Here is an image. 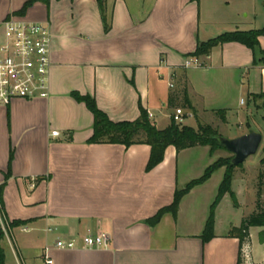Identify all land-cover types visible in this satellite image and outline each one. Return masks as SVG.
I'll return each instance as SVG.
<instances>
[{
	"label": "crops",
	"instance_id": "1",
	"mask_svg": "<svg viewBox=\"0 0 264 264\" xmlns=\"http://www.w3.org/2000/svg\"><path fill=\"white\" fill-rule=\"evenodd\" d=\"M29 1L0 0V45L10 19L47 24L51 95L0 105L5 264H46L47 245L90 233L104 235L105 245L54 248L53 264H237L239 239L229 233L248 214L236 211L242 203L233 184L239 205L226 194L215 211V237H201L224 166L182 198L176 216L165 212L156 224L148 222L218 153L209 145L181 151L170 145L148 171L149 144L89 141L95 116L79 97H93L114 122L135 121L145 109L163 129L183 107L184 119L196 123L185 125L194 128L199 122L236 124L241 131L232 137L259 129L254 116L264 107L252 95L264 92V64L255 63L263 57L264 36L255 50L226 42L200 56L202 66L185 67L200 42L264 27V12L255 8L259 0H103L105 15L99 0H34L24 9ZM185 93L193 108L182 105ZM171 95L176 107H169ZM239 186L247 188L246 182ZM255 209L256 203L250 213ZM261 230L251 228L243 247L250 259L243 264H264V256L254 255L255 234L264 242Z\"/></svg>",
	"mask_w": 264,
	"mask_h": 264
},
{
	"label": "trees",
	"instance_id": "2",
	"mask_svg": "<svg viewBox=\"0 0 264 264\" xmlns=\"http://www.w3.org/2000/svg\"><path fill=\"white\" fill-rule=\"evenodd\" d=\"M33 1L34 0L27 2L24 9H26ZM99 2L104 14L105 8L103 0H99ZM260 36H264V27L245 31L237 30L225 32L217 37L209 39L208 41L200 42L196 52L192 56H207L215 46L235 41L243 43L255 50L260 44ZM262 54L263 57L259 60H255V63L261 62L264 64V52H262ZM252 96L256 100L262 99L261 106L264 107V92L253 94ZM79 99L87 104L95 116L94 134L89 141L92 143L124 144L127 147H130L133 144H149L151 146V155L147 165L148 171L163 161L165 151L170 145H174L178 151L203 145H209L212 152L217 149H225L221 145L219 139L222 135L210 124L199 122L198 129H196L189 125H180V123L176 122L172 118L171 123L166 128L160 129L151 121L149 113L145 109H142L141 116L135 121L114 122L97 106L93 97L83 96L79 97ZM182 105L187 108H193L187 93L184 95ZM176 106L177 97L171 95L169 99V107ZM232 158L217 159L206 169L201 177L193 179L183 188L177 189L172 204L160 209L155 216L148 219V222L150 224H156L165 212H172L176 216L179 211V205L182 198L188 194L192 188L206 182L217 169L224 166L226 167L225 176L220 184L217 197L211 205L210 215L207 219L205 230L201 235L204 242H209L215 237V211L223 197L226 194H230L234 205L238 206L236 195L232 189L235 169L237 166L232 164ZM240 165L241 164L238 166ZM261 165L262 168L260 169L258 175L256 209L252 213L243 217L241 224L237 227H233L229 233L230 236L239 239V257L237 264H243L244 262L242 251L244 245H247L250 242V230L252 227H262V230L259 233V238L261 241H264V200L262 199L264 197V155L261 159ZM9 175L10 173L7 174V178ZM5 184L6 182L0 184V210L3 213L5 207L3 200V188ZM24 222L25 221H13L11 225L16 226L23 224ZM3 236L4 233L0 230V264H5V251L1 244Z\"/></svg>",
	"mask_w": 264,
	"mask_h": 264
},
{
	"label": "built area",
	"instance_id": "3",
	"mask_svg": "<svg viewBox=\"0 0 264 264\" xmlns=\"http://www.w3.org/2000/svg\"><path fill=\"white\" fill-rule=\"evenodd\" d=\"M5 41L0 45V105L8 106L15 99L48 98L51 73V30L47 24L10 19L5 22ZM200 57L191 56L185 61V67L202 66ZM173 86V84H171ZM150 118L153 116L149 114ZM185 109L177 107L171 115L176 122L184 121ZM58 135V131H53ZM0 228L7 232L9 223L0 210ZM51 230V229H50ZM106 237L88 234L83 238H58L54 245L44 249L46 264H53L51 251L77 249L83 244L86 248H101ZM245 260L250 259L246 250L242 251Z\"/></svg>",
	"mask_w": 264,
	"mask_h": 264
},
{
	"label": "rangeland",
	"instance_id": "4",
	"mask_svg": "<svg viewBox=\"0 0 264 264\" xmlns=\"http://www.w3.org/2000/svg\"><path fill=\"white\" fill-rule=\"evenodd\" d=\"M257 2L258 3L255 4V8H256L257 14L261 15L264 12V0H259ZM255 22H256L255 23L256 26L257 25L259 26V24H261L259 22V20H255ZM263 115H264V112L260 110L259 116L258 117H257V115L254 116V118L256 117L257 119H260V123L262 124L260 127H258L259 129H257V127L256 128L254 127L256 130H258V131L260 130L259 132H261L263 134V141H262V144H261L258 152L255 155H252L249 158H247L243 162V164H241L240 166H237L235 169L237 176L235 177V180L233 182V189L238 193L240 201L242 203V207L240 209L236 210L239 214H243V213L250 214L252 205L254 203H256V201H257L256 200L257 197L253 193H256L255 192L256 190L258 191V188H257L258 175H259L260 169L262 168L261 159L264 155V121L262 122V120H263L262 116ZM185 124L194 125L196 123H194V118L190 117L188 119H184V121L180 123V125H185ZM205 124H208V123H205ZM251 124L254 125V123H251ZM228 125H229L228 127L230 130L227 129L228 128L227 125H223V124L219 125L218 123L217 124L212 123L211 126L214 127L215 129H217L221 135L229 137V138H232L233 135L238 134L241 131L236 124H228ZM196 129H198V127ZM215 151L218 153L217 159H219V158H232L233 157V154L231 152L225 150V149H217ZM217 180L218 179H216V181ZM241 182H243V183L246 182L247 188H245V187H243L244 189L241 188L239 186V183H241ZM262 199L264 200V197ZM229 201H231V198ZM229 201H226L225 204L229 203ZM238 205H239V203H238ZM225 217H227V219L229 218V216L225 214L224 216H222V219L224 220ZM254 241H255L254 255H255L256 259H258V258H261L262 256H264V242L263 243L259 242L257 234H255V240Z\"/></svg>",
	"mask_w": 264,
	"mask_h": 264
},
{
	"label": "water",
	"instance_id": "5",
	"mask_svg": "<svg viewBox=\"0 0 264 264\" xmlns=\"http://www.w3.org/2000/svg\"><path fill=\"white\" fill-rule=\"evenodd\" d=\"M221 145L233 154L232 164L238 166L247 158L255 155L263 141V134L254 129L236 137L220 136Z\"/></svg>",
	"mask_w": 264,
	"mask_h": 264
}]
</instances>
